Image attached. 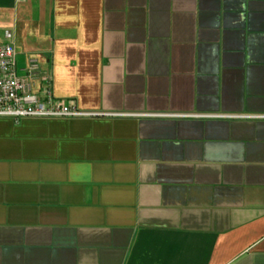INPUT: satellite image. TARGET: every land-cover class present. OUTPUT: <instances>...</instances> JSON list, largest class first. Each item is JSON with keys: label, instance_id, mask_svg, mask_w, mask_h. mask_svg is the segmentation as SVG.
I'll return each instance as SVG.
<instances>
[{"label": "crops", "instance_id": "1", "mask_svg": "<svg viewBox=\"0 0 264 264\" xmlns=\"http://www.w3.org/2000/svg\"><path fill=\"white\" fill-rule=\"evenodd\" d=\"M6 31L81 110L193 117L0 118V264H264V0H0Z\"/></svg>", "mask_w": 264, "mask_h": 264}, {"label": "built area", "instance_id": "2", "mask_svg": "<svg viewBox=\"0 0 264 264\" xmlns=\"http://www.w3.org/2000/svg\"><path fill=\"white\" fill-rule=\"evenodd\" d=\"M5 40L0 42V118L11 119L16 123L24 119H80V118H125L163 117L188 118L192 115L175 113H121L89 112L81 110L74 102L55 97L52 77L41 69L37 56H29L24 68L17 63V49L14 35L6 31ZM39 82L47 83L37 88ZM264 119V116H258Z\"/></svg>", "mask_w": 264, "mask_h": 264}]
</instances>
